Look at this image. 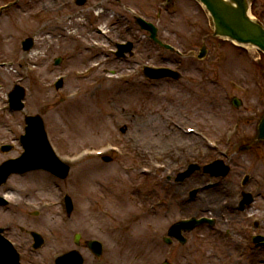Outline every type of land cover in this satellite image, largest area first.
<instances>
[{"label": "rangeland", "instance_id": "1", "mask_svg": "<svg viewBox=\"0 0 264 264\" xmlns=\"http://www.w3.org/2000/svg\"><path fill=\"white\" fill-rule=\"evenodd\" d=\"M61 1L67 2V6L72 5V2L68 0H22L15 12H7L12 16L6 18L7 21L0 26V31L3 37L9 36V33H13L14 37L9 41L6 40L11 43L10 45L0 48V59H16V69L22 70L23 83L28 88L27 110L30 113L42 112L48 119L47 128L62 153H69L68 156L72 157L79 155L88 147L103 148L110 144H106V141L117 144L126 140L128 143L127 135L136 137V133L142 132L141 138L136 137V144L141 150L157 151L173 148L180 156L182 151L178 146L188 145L184 158L186 160V157H191L193 154L191 159L185 161L181 158L179 161L180 158H178L174 163L169 162V158L164 160L168 165V170H171L179 163L180 166L186 162L203 161L204 153L208 150L203 141L193 142L182 132V134L174 132L176 129L169 128L173 126L171 119L179 118L187 125L191 124L193 119L205 121L203 119L207 117L208 123L205 122V124L209 131L212 133L218 129L220 134L223 126L216 127L211 124V121H215L214 117L217 113L214 115V112L217 111L218 104H222L221 113L218 116L231 111L232 107L224 99V90L230 88L228 83L231 81L248 82L252 88V92L244 97L247 106L250 107V110L245 112L260 113L264 108V98L259 95L260 91H263L264 56L257 49L239 48L222 39H216L212 42L213 48H217L224 55L223 66L216 67L217 70L213 68L201 70L205 80L204 85L188 88L180 84V82H190L189 78L201 76L199 70L195 69L196 63L192 59L180 58L185 61L186 72L183 74L185 79L150 81L146 84L147 87H144L145 89H137L129 81L119 83L112 81L115 76L107 77L111 72L106 71V69H116L114 74H129L134 70L132 69L134 67L133 60L128 65L114 57L106 60V55H101L97 59L100 53H96L95 57L91 51H88L91 47L90 43L98 42L99 37L93 31L95 24L113 23L110 25L112 31L120 30L119 23L116 22L118 21L116 15L119 13L121 18L123 17L125 10L122 4L115 0H105L103 7L106 12L100 20L94 15L97 8L81 12L82 14L78 17L71 19L67 16L68 12H72L71 9H66V16L63 12L47 16L40 21L36 18V13L41 11L44 6L56 5ZM176 8V22L180 21L185 24L190 32H194L197 25L206 22L202 8L194 1L177 0ZM110 9L116 12L110 11ZM255 10L256 12L262 11L263 8L256 6ZM169 13L167 12V14ZM110 34L118 36L115 32ZM28 35L37 37V48L30 57H26L21 49V41ZM175 38H181L180 31H177ZM0 41L2 40L0 39ZM70 47L77 49L74 50V56H72ZM5 49H7L6 55H3ZM76 53L78 54L76 55ZM62 55L66 56L62 66L54 67V59ZM99 61L103 63L99 65ZM193 64L195 65L193 66ZM28 67L35 71L28 73ZM58 74H65L67 78L63 91L59 93L53 88V82ZM40 76L46 81L47 88L37 81ZM8 77L7 71L0 72L1 79L7 80ZM210 77L218 78L221 85H226L224 89L222 91H220L221 88L216 89L211 83ZM15 78H18L16 72ZM91 83L93 84L90 85ZM5 87H8L6 83ZM78 89L81 90L83 100L76 103L65 102L64 98L70 93L77 92ZM202 90L213 92L214 97L205 95ZM152 92L153 94H151ZM240 96L243 98L241 94ZM46 102L50 105H45ZM182 103L194 105L198 112L197 115L194 116L191 112H187ZM59 104L60 106H58ZM141 105L145 106L144 113L139 111ZM188 115L193 117L191 121L187 120ZM23 122V114L20 112L12 116L8 115V119H6V123L13 126L17 132H22L20 123L23 126ZM219 122L226 123L223 118H220ZM0 124V138L10 137L6 131L1 130L7 127V124ZM156 125L160 126V129H155ZM125 126H127V131L123 132L122 128ZM138 127H142L143 130H138ZM241 127L240 136L247 135L248 132H255V125L251 126L246 123ZM156 130H160L162 133L159 139L153 135L157 132ZM234 146L233 144L232 147ZM9 154L15 153L10 152ZM197 154L199 157L195 158L194 155ZM0 155V160L8 156V154ZM112 156L114 159L110 162L96 157L81 159L73 166L70 177L64 180L53 177L50 179V175L42 172L30 174L28 179L31 184L33 208L39 205L37 204L39 200L62 202L64 193H69L75 202L72 218H67L59 207H54L51 210L46 209L39 216L31 213V222L39 220L38 223L43 225L33 222L31 224L37 225V228L47 234L45 247L33 252L35 257L50 256L52 252L59 251L61 246L63 249L68 248V245L73 242V236L78 231H82L85 238L98 235L105 242V252L101 260L103 262L99 264H157L165 258L172 260L174 264H219L216 259L214 262L208 261L201 250L209 249L210 246L215 254H221L219 247L223 246L222 243L225 241L221 234L216 232L209 236L205 233L207 228L202 229V227L195 232V235H201V237H195L189 247L182 248L176 243V247L173 248L162 240L170 222L186 215L196 216L206 212L208 208L203 201V195L212 196L213 199L206 197L210 201L209 203L215 206H217L216 203L226 199L228 195L235 198L238 186L240 187L245 174L251 175V182H248L246 188L255 192V188L252 187L261 183L264 190V146L262 150L259 148L255 152L239 154L233 149L231 161H229L233 172L226 178H221L222 185L208 189L211 190V193L210 191L199 193L195 201L192 202L195 207L191 210L188 209V204L191 203L187 200L188 189L209 180L207 175L197 172L184 184L177 185L175 191L169 189L171 183L161 182L159 187L164 189L160 190L161 197L166 193H168V197L164 198L163 207L160 208L159 214L155 215L147 212L148 204L153 201L151 198L152 176L140 175L141 166L134 172H129L126 168L135 165V163L131 164L130 160L123 161V158L118 157L119 155ZM137 163L142 164L139 159ZM158 174L163 176L164 172L161 171ZM156 177L159 178V176ZM21 182L26 183L25 179ZM94 200H97L98 204ZM260 208L264 211V200L255 204L253 210L260 214ZM250 211L252 210L243 213L233 211H225L224 214L216 213L213 215L218 218L216 228L219 230L227 226L235 228L237 221L243 222L242 218L246 217L245 219L249 221L248 212ZM0 216L3 221L5 215L1 213ZM249 223L252 224V221ZM156 232L159 233L157 239L154 235ZM260 253L261 259H264V247L260 249ZM87 264H98V262L96 263L93 256L89 254ZM228 264L248 263L238 262L235 257Z\"/></svg>", "mask_w": 264, "mask_h": 264}, {"label": "water", "instance_id": "2", "mask_svg": "<svg viewBox=\"0 0 264 264\" xmlns=\"http://www.w3.org/2000/svg\"><path fill=\"white\" fill-rule=\"evenodd\" d=\"M205 1L216 20L218 31L227 33L243 41L257 43L264 48V42L262 41L264 32H261L256 25L252 24L247 19L245 22L247 25L244 23L245 7H241L240 11L239 9H231L227 14L222 12V10L210 1ZM235 26H238L236 31L233 29ZM241 31H245V33H241ZM262 134L264 135V126L262 128Z\"/></svg>", "mask_w": 264, "mask_h": 264}, {"label": "bare ground", "instance_id": "3", "mask_svg": "<svg viewBox=\"0 0 264 264\" xmlns=\"http://www.w3.org/2000/svg\"><path fill=\"white\" fill-rule=\"evenodd\" d=\"M138 136L141 137V134L138 133Z\"/></svg>", "mask_w": 264, "mask_h": 264}]
</instances>
